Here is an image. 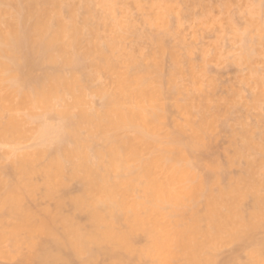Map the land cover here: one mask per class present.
<instances>
[{
    "label": "bare ground",
    "instance_id": "6f19581e",
    "mask_svg": "<svg viewBox=\"0 0 264 264\" xmlns=\"http://www.w3.org/2000/svg\"><path fill=\"white\" fill-rule=\"evenodd\" d=\"M83 1L87 11L85 5L91 7L92 2ZM66 2L69 1L0 0V139L23 138L27 133L26 126L34 125L32 136L38 141L32 151H13L11 165L6 169L10 177L0 180V256L13 257L21 243L31 250L24 259L34 257V251L47 252L50 242L42 240L43 237L55 242L59 250L70 248L76 253L85 249L88 240L101 238L113 247L112 264H124L129 258L135 259L132 264H141L146 257H152L155 264H213V253L221 242L242 238L259 228L260 219L264 217V195L254 191L257 211L246 219L239 210V199L243 193H250L252 189L249 188H254V184L250 182L243 191L232 187L215 193L186 162L187 151L175 144L143 166L142 174L147 179L145 197L131 201L124 195L115 198L117 181H112L111 174L122 163L119 159L121 144L113 141L102 150L94 146V141L99 136L110 140L119 129L142 127L151 135L147 138L145 133L141 138L146 143L154 142L151 136L159 130L156 119L160 115L157 110L153 113L149 110L157 109L158 92L151 89L143 76L151 69L146 68L142 75L133 78L120 73L123 64L133 63L122 54V34L113 32L109 39L101 42V27L124 30V25L115 16L111 18L106 14L102 17L99 13L101 19H95L94 24L99 22L102 26L95 27L90 23L92 8L88 7L90 16L84 19L77 15L78 8L73 9L74 3L69 2L72 6L69 3L66 6ZM100 4L106 13H116L115 2L104 0ZM153 5L159 11L148 21L167 27L173 7L166 0H153ZM64 9L66 20L64 14L62 16ZM6 15L11 19H5ZM77 19L85 21L80 25ZM251 23L261 28L260 23L254 20ZM89 24L94 27H88ZM84 27L89 28L87 37L83 34ZM84 41L87 45L80 52ZM262 42L260 37L259 43ZM170 57L176 67L181 65L177 53L171 52ZM89 59L93 60L86 64ZM253 60V51L244 50L238 61L249 64ZM42 61L54 63L58 70L52 69L33 78V71L43 64ZM60 64L64 68L73 67L72 73L61 74L63 66ZM80 66L84 71L82 76L75 72ZM103 72L114 77L113 86H103L97 91L104 108L95 111L86 108L91 103L87 92L89 84L100 79ZM193 79H197L196 74ZM68 97L73 100L70 102ZM126 103L132 106L126 108ZM179 106L190 114L194 104ZM73 108L78 111H72ZM38 109L43 112L37 113ZM23 110H27V114L21 115ZM54 113L61 118L57 126L48 120ZM208 125L204 118L195 128L196 140ZM82 129L87 130L88 137L82 136ZM130 156L136 157L135 152ZM42 157H47L48 161L40 166ZM156 167L165 170V181L153 177ZM67 173L89 179L90 189L86 196L73 202L76 207H85L93 220H99L102 218L100 205H105L112 217L117 206L123 210L128 228L115 231L109 225L104 231L97 229L86 235L69 217L61 214V199L54 211L27 207L26 201L36 189L34 175L44 176L45 184L51 187L55 182L53 176L63 181ZM179 183L182 186L174 189ZM54 194L53 190L47 189L48 197ZM199 202H204L206 207L204 217L196 211ZM167 210L171 211L167 213ZM186 212H191L189 219L184 217ZM162 218L166 219L164 223ZM138 232L149 237L148 247L139 249L136 246ZM4 242H10L13 250L3 252L1 245Z\"/></svg>",
    "mask_w": 264,
    "mask_h": 264
},
{
    "label": "rangeland",
    "instance_id": "374dc122",
    "mask_svg": "<svg viewBox=\"0 0 264 264\" xmlns=\"http://www.w3.org/2000/svg\"><path fill=\"white\" fill-rule=\"evenodd\" d=\"M66 1L76 5L73 9L78 8L76 13L81 18H89L93 14V19H87L94 26L99 21V13H102V17L106 14L111 18L115 16L124 25V30L104 29L97 22L96 26L101 27V42L109 39L113 32L122 34V54L133 63L128 61L123 64L120 73L133 78L142 75L146 68L151 69L143 76L151 89L158 92L159 105L157 109L149 110L152 113L157 110L160 115L156 119L159 130L151 136L154 142L146 143L141 138L145 133L147 138L151 135L148 129L142 127L119 129L110 140L99 136L94 141V146L102 150H106L113 141L121 144L119 159L122 163L117 164L120 167H115L111 174L112 181H117L113 196L119 199L124 195L129 201L145 197L147 179L142 174L143 166L178 144L187 151L186 162L206 182V187L215 193L232 187L243 191L252 182L254 188L250 186L251 192L240 196L239 210L246 219L255 213L254 191L264 195V0H166L173 7V12L167 18V27L148 21L159 11L153 5V0H105L116 3L115 14L106 13L101 7L100 3L104 0H89L92 6H85L87 11L88 7L93 9L90 10L92 13L89 11L90 14L85 10L83 0ZM69 2L64 4L67 6ZM63 14L66 20L65 9ZM5 19H11V16L6 15ZM252 20L260 23L261 28L251 23ZM91 26L89 24L88 27ZM2 28L5 26L2 25ZM87 28H83L84 37L90 34ZM260 37L263 38L262 44L259 43ZM86 45L87 41H84L80 52L84 51ZM244 50L253 51L254 60L249 64L238 61ZM171 52L180 57V66L176 67L172 62ZM92 60H87L86 64ZM41 63L33 71V78L41 77L52 69L54 72L58 70L54 68V63ZM72 68L63 66L62 73L59 72L70 75ZM75 72L79 76L84 74L81 66ZM193 74H196V80ZM113 78L103 72L100 79L89 84L87 94L91 103L86 108L103 110V100L96 93L103 86L112 87ZM68 100L71 102L73 99L68 97ZM190 103L194 104L190 114L179 106ZM131 106V103L124 104L126 108ZM72 111L77 112L78 109L73 108ZM27 112L23 110L20 114ZM42 112L37 110V113ZM55 113L46 118L50 124L57 126L61 118ZM204 118L209 125L196 140L195 128L202 124ZM26 130L23 138L0 139V180L10 177L6 169L11 165L13 151H32L37 146L38 141L32 136L34 125H27ZM81 134L83 137L89 135L86 129H82ZM133 151L136 157L130 156ZM47 161V157H42L39 165L43 166ZM33 177L36 189L26 201L27 207L54 211L61 199V214L69 217L86 235L97 229L104 231L109 225L115 231L128 228L124 212L117 206L113 209L112 217L107 207L100 205L102 218L93 220L85 207L79 208L73 204L87 195L90 189L88 178L67 173L62 181L53 176L55 182L49 187L41 174ZM153 177L165 181L166 172L162 167H156ZM180 186V183L176 184L174 189ZM47 189L55 192L53 197L46 195ZM170 211L167 210V213ZM196 211L200 217L206 215L204 202L197 203ZM190 213L186 212L184 217L189 219ZM161 220L162 223L166 221L165 218ZM260 223L259 228L253 229L249 235L221 242L213 253V264H264V217ZM202 226L205 228L206 223H202ZM59 230L62 231V228ZM41 239L50 242L47 252L34 251L36 255L26 260L24 257L31 250L21 243L13 257L0 256V264H112L113 247L101 238L88 240L85 249L79 253L70 248L59 250L50 238ZM135 243L142 249L148 247L151 241L146 234L138 232ZM1 249L8 253L13 247L10 242H4ZM38 254H42V258ZM133 260L129 258L124 264H132ZM141 264L155 263L152 257H146Z\"/></svg>",
    "mask_w": 264,
    "mask_h": 264
}]
</instances>
